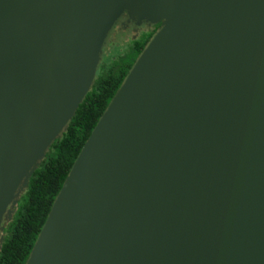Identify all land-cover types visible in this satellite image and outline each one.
Masks as SVG:
<instances>
[{
	"label": "water",
	"instance_id": "obj_1",
	"mask_svg": "<svg viewBox=\"0 0 264 264\" xmlns=\"http://www.w3.org/2000/svg\"><path fill=\"white\" fill-rule=\"evenodd\" d=\"M122 10L163 19L24 264H264V0H0V243Z\"/></svg>",
	"mask_w": 264,
	"mask_h": 264
},
{
	"label": "trees",
	"instance_id": "obj_2",
	"mask_svg": "<svg viewBox=\"0 0 264 264\" xmlns=\"http://www.w3.org/2000/svg\"><path fill=\"white\" fill-rule=\"evenodd\" d=\"M155 29L128 39L120 50L115 48L112 55L103 56L98 63L92 83L64 131L50 142L16 199L12 215L2 230L0 264H24L81 145Z\"/></svg>",
	"mask_w": 264,
	"mask_h": 264
},
{
	"label": "rangeland",
	"instance_id": "obj_3",
	"mask_svg": "<svg viewBox=\"0 0 264 264\" xmlns=\"http://www.w3.org/2000/svg\"><path fill=\"white\" fill-rule=\"evenodd\" d=\"M162 19L163 18L157 20L158 22H150L149 20L144 19L137 21L131 14L127 13L126 10H122V12L114 18L103 38V41L99 48L95 70L103 56H106L108 54L112 55L115 48L120 50L128 39L134 38V36L139 33V31L145 32V30L149 28L151 24H159ZM10 209H12V207H10ZM2 222L5 227L7 221L3 220Z\"/></svg>",
	"mask_w": 264,
	"mask_h": 264
},
{
	"label": "flooded vegetation",
	"instance_id": "obj_4",
	"mask_svg": "<svg viewBox=\"0 0 264 264\" xmlns=\"http://www.w3.org/2000/svg\"><path fill=\"white\" fill-rule=\"evenodd\" d=\"M155 24H156V23H155ZM158 25H159L158 23H157L156 26H154V24H151V25L149 26V28H147L145 31L152 30L153 28L155 29L156 27H158ZM139 33H141V31H139ZM139 33H137L136 35H138ZM136 35H135V36H136ZM135 36H134V37H135Z\"/></svg>",
	"mask_w": 264,
	"mask_h": 264
}]
</instances>
